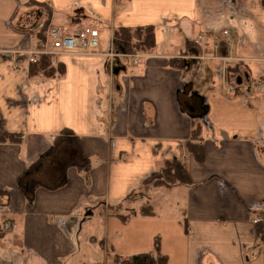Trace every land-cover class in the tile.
Segmentation results:
<instances>
[{
	"label": "crops",
	"instance_id": "obj_1",
	"mask_svg": "<svg viewBox=\"0 0 264 264\" xmlns=\"http://www.w3.org/2000/svg\"><path fill=\"white\" fill-rule=\"evenodd\" d=\"M32 1L51 9V28L97 29L98 49L57 54L61 77H30ZM143 26L151 53L114 43L116 28ZM0 133L20 137L0 142V264H113L155 241L166 264H264V0H0ZM167 160L190 182L160 187L175 210L150 199L158 188L129 198Z\"/></svg>",
	"mask_w": 264,
	"mask_h": 264
},
{
	"label": "trees",
	"instance_id": "obj_2",
	"mask_svg": "<svg viewBox=\"0 0 264 264\" xmlns=\"http://www.w3.org/2000/svg\"><path fill=\"white\" fill-rule=\"evenodd\" d=\"M32 5L38 6L42 9H47V23L50 24L52 11L48 8L45 3L31 2L27 5L30 7ZM46 30L47 25H44L38 32L35 33L34 38L36 41V46L39 42L44 43L46 41ZM113 40L114 43L124 45L125 51L128 52H138V53H151L154 49V30L151 26H143L137 28H116L113 31ZM191 52H197V49L187 44ZM224 50V49H223ZM222 52V50H220ZM183 61L174 59L171 61V66L176 69L183 68ZM65 70L62 64L56 66L52 65L51 58L47 55H39L36 57L35 62L30 63L29 65V76L35 77L38 75L44 77H61L63 76ZM240 78V73L237 68L230 66L225 67V79L226 81H234ZM193 135L199 133L198 123H194L192 127ZM71 135L69 131H65L59 136V138L67 137ZM0 142H11L18 143L20 142L19 135L9 134V133H0ZM186 150L191 153L197 162L203 160L204 154L202 147L194 143H187ZM84 170H88V162L86 163ZM31 173L28 171L20 181V188L24 195L28 198L29 194L26 190V185L30 182ZM190 184L187 171L182 163L177 160H167L165 161L159 170L153 173L150 177L143 181L141 188L136 193H132L129 198L136 196H145L147 192L160 187L169 188L173 185H188ZM32 192V191H31ZM141 215H150V207L144 206L139 211ZM167 258L164 255H161L158 249V244L155 241L154 252L153 253H142L133 255L126 259L120 257H115L113 264H166Z\"/></svg>",
	"mask_w": 264,
	"mask_h": 264
},
{
	"label": "built area",
	"instance_id": "obj_3",
	"mask_svg": "<svg viewBox=\"0 0 264 264\" xmlns=\"http://www.w3.org/2000/svg\"><path fill=\"white\" fill-rule=\"evenodd\" d=\"M223 36H228L229 33L227 30L222 31ZM50 37L52 38V42L50 45V50L38 49L32 54L36 55H47L54 54L57 55L59 53H72V54H81V55H90L94 53L99 47V32L97 29L89 26H85L79 30H76L72 33H63L58 28H52L50 31ZM212 51L218 52L221 47V40L217 35L211 37ZM208 38L205 35H201L194 39L191 43L193 46H196L200 49L206 48L208 43L206 42ZM113 51V50H112ZM110 51L109 56H113V52ZM31 54V63L35 62V57ZM215 54L213 53L212 59L215 58ZM197 60H202V57H196ZM234 83V82H233ZM259 86V84H258ZM236 89L235 84H231L228 88L229 93H234ZM262 148L264 149V143H262ZM254 224L259 223L257 219L253 220ZM13 227L12 224L6 222L2 224V230H8Z\"/></svg>",
	"mask_w": 264,
	"mask_h": 264
},
{
	"label": "rangeland",
	"instance_id": "obj_4",
	"mask_svg": "<svg viewBox=\"0 0 264 264\" xmlns=\"http://www.w3.org/2000/svg\"><path fill=\"white\" fill-rule=\"evenodd\" d=\"M28 11L32 12L31 14L35 15L34 17L37 18L36 25L34 26V29H33V33H31L33 35V37H34L35 33L38 32L44 25H47L46 41L44 43L39 42L37 44L38 46H36V48L37 49H43L45 51L50 50V45H51V42H52V38L50 37V31L52 29L51 28L52 25L49 24V23L46 24L47 23L46 22L47 21V15H46L47 14V9H42V8H39L38 6L32 5V6L28 7ZM34 40H35V38H34ZM35 43H36V41H35ZM47 56H49L51 58L52 65L56 66V65L59 64V62L56 60V56L57 55L47 54ZM161 191H163V190L158 188V189L154 190L152 194L150 193L151 195L148 192L147 193L149 194V197L152 200L155 199V194L158 195V196L160 195L161 199L166 202V203H163V205L166 204L167 207H169V209H170L169 211L175 210V207H177L179 205V201H178L177 197L175 196V197L172 198V196H174V194H171V193L170 194H164L166 192H161ZM149 192H151V191H149ZM147 203H149L151 205L152 202L151 201L150 202L147 201ZM163 210H164V208H163ZM153 252H154V248L152 247V249H150L149 251H146L145 254L153 253ZM103 264H109V263H103Z\"/></svg>",
	"mask_w": 264,
	"mask_h": 264
},
{
	"label": "water",
	"instance_id": "obj_5",
	"mask_svg": "<svg viewBox=\"0 0 264 264\" xmlns=\"http://www.w3.org/2000/svg\"><path fill=\"white\" fill-rule=\"evenodd\" d=\"M90 215H91V212H86V213H85V217H86V216H90Z\"/></svg>",
	"mask_w": 264,
	"mask_h": 264
},
{
	"label": "flooded vegetation",
	"instance_id": "obj_6",
	"mask_svg": "<svg viewBox=\"0 0 264 264\" xmlns=\"http://www.w3.org/2000/svg\"><path fill=\"white\" fill-rule=\"evenodd\" d=\"M187 107H189L190 105L189 104H186ZM193 107V110H195L196 108L194 107V105H192Z\"/></svg>",
	"mask_w": 264,
	"mask_h": 264
}]
</instances>
